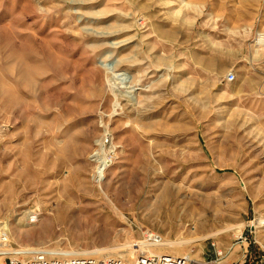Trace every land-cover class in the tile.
Here are the masks:
<instances>
[{
	"label": "rangeland",
	"instance_id": "obj_1",
	"mask_svg": "<svg viewBox=\"0 0 264 264\" xmlns=\"http://www.w3.org/2000/svg\"><path fill=\"white\" fill-rule=\"evenodd\" d=\"M261 32L264 0H0V264L146 230L264 264Z\"/></svg>",
	"mask_w": 264,
	"mask_h": 264
},
{
	"label": "built area",
	"instance_id": "obj_2",
	"mask_svg": "<svg viewBox=\"0 0 264 264\" xmlns=\"http://www.w3.org/2000/svg\"><path fill=\"white\" fill-rule=\"evenodd\" d=\"M235 75L229 73L228 81H233ZM160 237L158 234L146 230L139 241L133 243V247L138 249L136 259L132 264H198L190 256L181 255L174 256L169 253H158L153 250V247L159 243ZM8 236L5 233H0V242H7ZM25 255V254H24ZM17 254L9 256L3 264H125L121 257L111 256L106 258L94 257H70L58 258L50 256L46 251H35L30 255ZM215 260H209L205 264H217L218 260L223 257L221 250L214 249Z\"/></svg>",
	"mask_w": 264,
	"mask_h": 264
},
{
	"label": "bare ground",
	"instance_id": "obj_3",
	"mask_svg": "<svg viewBox=\"0 0 264 264\" xmlns=\"http://www.w3.org/2000/svg\"><path fill=\"white\" fill-rule=\"evenodd\" d=\"M182 1V0H180ZM258 39H255L256 41L254 42L255 45H259V44H264V33H258ZM258 50H254V53H257ZM112 163V161L109 159V160H104L103 162H100L99 163V166L101 165V167L98 169V173L99 175H101V179H99V181H102L105 179V176H104V172L105 170L110 166V164ZM102 192V191H101ZM104 194V193H103ZM262 227L264 225H261ZM260 225H257L255 228H258V227H261ZM173 243H171V241H167L165 239H162L160 237V241L158 244H156L154 247H153V250H158L160 252L158 253H169L171 255H173L171 252H168L166 251L165 248H167L168 245H171ZM161 248V249H159ZM117 253H119L121 255V258L122 260L124 261L125 264H132L133 262H131V260L133 261L134 259H136L135 257H137V254L139 252L138 249H135L133 247V245H129L127 246L126 248L122 249V248H117ZM94 251V250H93ZM114 252L115 250L113 249H101L99 250V252L97 251V253H107V252ZM116 252V251H115ZM156 252V251H155ZM23 253L25 255H27L29 253V250H24ZM50 255L53 254L55 257H58V258H70V257H93V255H89V254H92V252H86V251H82V252H75V251H70V252H49ZM87 254V255H86ZM49 255V254H48ZM95 255V253H94ZM103 255V254H102ZM94 256V258L98 257V258H106V257H111V256ZM136 255V256H135Z\"/></svg>",
	"mask_w": 264,
	"mask_h": 264
}]
</instances>
